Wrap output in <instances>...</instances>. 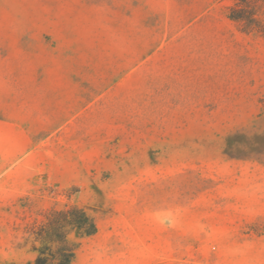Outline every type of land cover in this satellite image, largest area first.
<instances>
[{
    "label": "rangeland",
    "instance_id": "rangeland-1",
    "mask_svg": "<svg viewBox=\"0 0 264 264\" xmlns=\"http://www.w3.org/2000/svg\"><path fill=\"white\" fill-rule=\"evenodd\" d=\"M231 0H0V264H264V40Z\"/></svg>",
    "mask_w": 264,
    "mask_h": 264
},
{
    "label": "trees",
    "instance_id": "trees-1",
    "mask_svg": "<svg viewBox=\"0 0 264 264\" xmlns=\"http://www.w3.org/2000/svg\"><path fill=\"white\" fill-rule=\"evenodd\" d=\"M232 4L226 8V16L236 23L241 33L258 36L264 40V0H231ZM77 232L81 239L93 236L97 232L95 218L84 208H69L63 211H54L48 216L47 225L42 233L55 242H63L65 247L57 254L58 264H71L74 258V248L66 242L68 231ZM46 250H41L34 264H47Z\"/></svg>",
    "mask_w": 264,
    "mask_h": 264
}]
</instances>
